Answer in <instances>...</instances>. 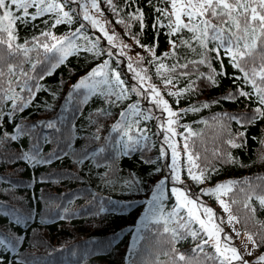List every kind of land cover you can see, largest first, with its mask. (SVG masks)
<instances>
[{"label":"snow or ice","instance_id":"snow-or-ice-1","mask_svg":"<svg viewBox=\"0 0 264 264\" xmlns=\"http://www.w3.org/2000/svg\"><path fill=\"white\" fill-rule=\"evenodd\" d=\"M109 16L115 19V25L124 26V36L131 38L144 54L132 51V46L116 31ZM38 20L44 27L36 23ZM135 23H139L138 32L132 31ZM77 24L73 30L72 26ZM61 25L69 27L58 36L53 29ZM28 26L33 31L30 36L22 37L21 29ZM149 27L154 32L150 45L141 43L142 34ZM162 31L167 37L168 49L158 54L155 49L159 46L158 37ZM88 54H91L92 61L106 58L72 85L65 97L64 108L67 111L68 105L72 104L77 113H82L88 100L97 96L105 106L95 108L87 117L95 132L88 140V146L79 152H70L76 125L67 122L63 133L56 137V147L45 156L34 130L42 125L61 133L56 119L25 127L15 123L9 125L8 120L33 104L38 92L49 90L41 82L52 75L55 68L65 64L69 55L83 58L87 64L90 62ZM225 59L228 60L227 66ZM214 64L220 65L219 70ZM227 67L234 69L230 76ZM201 68L207 71H201ZM150 69H153L152 73ZM153 75L160 79L163 88L167 89L166 94L175 99L177 106L188 94H198L202 87L209 85L218 86V77H228L235 92L230 91L221 99L245 98L250 111L242 115L225 112L213 116L221 131L227 130L231 121L242 127L264 121V0H143V6L141 0H122V3L119 0H0V119L4 121L0 125V154H7L13 163L23 160L32 168L50 165L66 156H72L73 163L78 166L85 161H97L96 168L108 169L102 173L103 183L114 186L119 179L118 156L127 157L137 151L145 155V150L152 146V138L156 137L160 140L156 159L146 157L144 160L145 164H156L155 173L160 174L153 180L156 187L153 201L161 203L152 218L157 225H163L162 230L157 229L158 234L161 237L168 234L154 242L153 247L160 249L156 256H168V264H264V225L256 232L247 229L250 219L264 213V178L256 177L255 181L229 179L214 187L200 188L199 192L189 186V181L197 186L203 185L211 180L212 172L218 173L219 169L207 156L202 159L195 145L188 142L190 136L202 134L179 121L182 114L209 108L211 104H219L220 100L174 110L164 98L161 87L152 82ZM181 82L183 87H180ZM57 95V91H51L53 99ZM125 101L130 102L124 104ZM42 106L45 110L53 107L51 104ZM113 109L120 110L114 113ZM59 119L66 121L63 115ZM111 120L115 123H110ZM153 120L157 121L156 132L143 124ZM177 126L185 128V132L179 134L184 140L183 164L181 150L175 141ZM13 127L16 135L9 136L5 128ZM106 127L110 132L121 134L119 141L111 134L101 136ZM227 134L230 138L224 143L231 148L246 146V130ZM20 135L29 136L34 143L27 151L21 145L18 153L12 156L7 152L6 142L17 140ZM42 139L44 144L53 143L49 136ZM97 142L100 143L95 150L90 151L89 146ZM60 143H65L66 148L60 149ZM112 149H116L118 155H112ZM207 151L205 148L204 152ZM212 156L221 166H244L237 164V158L231 152L219 147L212 149ZM104 160L110 163L105 165ZM3 179L5 177L0 176V180ZM66 179L79 180L80 176L78 172L63 170L42 175L38 180L34 178L39 183L53 184ZM141 183L133 174L123 180L122 188L137 191ZM169 186L175 202L171 211L165 212L163 199ZM78 195L74 194L67 203L71 204ZM202 196H215L227 217L216 213ZM225 196L229 199L222 198ZM39 199L47 206L60 197L45 198L41 193ZM241 203L245 210L243 217L233 211V205ZM109 204L116 206L112 209L101 206L92 214L99 216L109 211L116 214L123 210L111 199ZM182 210L184 214H181ZM74 215L76 213L69 215L65 207L59 217L49 218L41 214L38 223L45 225L50 219L70 220ZM0 216L15 217L17 224L22 219L28 223L33 218L32 210L24 217L19 208H9L5 202H0ZM225 223L231 226V232L221 226ZM197 224L198 228L195 227ZM236 224L247 232L240 247L234 245L231 234L241 236ZM114 238L118 239L119 234H114ZM189 239L194 245L189 251L182 252L176 247ZM24 241V235L0 234V264H5L7 248L15 249ZM13 264H27V258H13ZM147 264H157V260H150Z\"/></svg>","mask_w":264,"mask_h":264},{"label":"trees","instance_id":"trees-1","mask_svg":"<svg viewBox=\"0 0 264 264\" xmlns=\"http://www.w3.org/2000/svg\"><path fill=\"white\" fill-rule=\"evenodd\" d=\"M119 2L122 3V0H119ZM141 6H143V0H141ZM145 10L146 12L149 11V9ZM109 19L112 20L116 31L132 46V51L144 54L143 50L131 38L124 36V26L115 25V19L111 16H109ZM36 23L40 24V27H44L39 20ZM77 26L78 24L73 25V30ZM68 27L67 25L57 26L53 31L60 36L68 30ZM32 31L31 26L24 27L21 29V35L22 37L30 36ZM36 31L38 32V29ZM132 31H139V23L133 24ZM153 37V30L150 27L146 28L142 34L141 43L150 45L153 42ZM158 40L159 46L155 50L160 54L168 49L167 37L163 34V31ZM88 56L90 62L86 64L83 58L69 55L65 64L55 68L53 74L46 76L41 82L49 90L38 92L33 104L25 108L24 112H18L8 120L9 125L15 123L25 127L37 124L42 120L56 119L57 127L61 129V133L42 125L34 130V135L39 138L45 156L56 147V137L63 133L67 122L76 125L75 136L71 141V149H69L70 152H79L81 148L88 146V140L95 132V127L88 123L87 117L95 108L105 106L97 96H93L88 100L82 113H77L72 104L68 105L67 111L64 108L65 97H67L72 85L78 83L79 79L86 75L96 63H102L103 59L106 58L92 61L91 54H88ZM224 64L225 66L228 65L227 59L224 60ZM214 66L219 70V64H214ZM121 68H123V65H121ZM201 71H207V69L201 68ZM233 71L234 69L227 67L229 76ZM152 72L153 69H150V73ZM218 81V86L209 85L208 87H202L198 94H188L187 98H182L177 106L175 99L166 94L167 89L163 88L160 79L155 75L152 79L153 83L161 87V91L165 94L164 98L169 101L174 110L187 108L190 104L199 105L205 101L211 103L213 100H220L219 104H211L209 108L182 114L179 121L180 124L190 125L194 132L202 134L190 136L188 142L195 145V149L202 159L207 156V159L213 161L216 168L219 169L218 173L212 172L211 180L206 181L203 185L197 186L189 181V186L195 192H199L200 188L214 187L216 184L226 182L229 179L255 181L256 177L264 178V143H261L264 140V121H257L243 127L236 121H231L229 128L221 131L216 122L213 121V116H219L225 112L242 115L249 112L250 108L246 106L249 102L245 98H237L234 101L221 99L228 92H235V86L228 77H218ZM180 87H183V82H181ZM245 90L250 89L246 88ZM51 91L58 92L55 99L52 98ZM129 102L125 101L124 104ZM43 104H51L53 107L51 110H45ZM119 110L113 109V112ZM157 114L159 115V112ZM61 115L66 117V121L59 119ZM204 121H208V123L205 124ZM110 123H115V120H111ZM3 124V119H0V125ZM143 124L149 126L152 132L157 131V121H147ZM245 130L247 134L245 147L231 148L224 143V140L230 138L228 132L237 133ZM5 131L9 132V136L16 135L14 127L11 129L5 128ZM176 131L178 132L177 136L183 140V137L179 134L184 133L185 128L177 126ZM109 134L119 141L121 134L110 132L107 127L102 131L101 136ZM44 136H49L53 143L44 144L42 139ZM254 137L256 139H253ZM33 143V139L29 136L20 135L17 140L9 139L6 142L7 152L15 156L21 145L27 151ZM99 143L90 145V151L95 150ZM151 145L145 150V155L137 151L127 157L118 156L116 166L120 170L119 179L114 186H106L103 183L105 178L102 173L108 169L107 167L96 168L95 163L97 161H85L82 166H78L73 163L72 156H66L54 160L50 165L32 168L23 160H16L13 163L7 154H0V176L5 177V179L0 180V202H5L9 208L12 206L19 208L24 217L27 216L29 210H32L33 216L30 222L25 223L22 219L19 224L16 223L15 217L0 216V234L25 236L24 243L18 245L15 249L9 247L5 250V264H13V258L17 260L27 258V264H147L148 261L153 259L157 260V264H168L169 257L164 255L157 257L156 253L160 249L153 247L155 241L167 237L168 234L165 233L161 237L157 229L162 230L163 225H157L152 218L161 203L160 201H153V195L156 192L153 180L154 177L160 174L155 173L156 164H145L144 160L146 157L156 159L160 148V140L153 137ZM59 147L64 149L66 144L60 143ZM215 147L231 152L237 158V164L242 163L244 166H221L212 156V149ZM205 148L208 149L206 153L204 152ZM168 151L171 152L170 149ZM111 154L118 155L116 149H112ZM103 163L108 165L110 161L104 160ZM159 163L162 164L164 161ZM63 170L78 172L80 179H66L58 184L36 182L42 175L52 172L59 173ZM166 171L167 169H165ZM133 174L142 181L139 190H124L122 188L123 180L131 178ZM256 182L259 183V181ZM4 189H8V191H4ZM41 193L45 198L56 196L60 199L50 201L46 206L39 199ZM74 194H79L78 198L68 204L67 201L71 200ZM92 194H95V197ZM150 194L153 195L148 197ZM204 197L212 202L218 201L215 196ZM225 198L226 200L229 199L228 196H225ZM109 199L119 203L123 210L118 211L116 214L111 211L99 216L92 214L101 206L109 209L114 208L116 205L109 204ZM89 201L92 202L89 203ZM174 202L175 198L171 197L169 186L165 189L163 199L165 212L171 211ZM65 207L68 208L69 215L76 213L70 220L50 219L45 225L38 223L41 214H45L49 218L59 217ZM233 211L240 217L245 214L242 203L233 205ZM181 214H184V210ZM144 225H147V227ZM237 225L242 233L247 234L240 224ZM262 225H264V213H258L254 219L248 221L247 229L252 232L260 231ZM195 227L198 228L199 225L197 224ZM33 229L36 230L35 233H33ZM116 233L119 234L118 239L114 238ZM193 246L191 239L181 241L176 245L182 252L189 251Z\"/></svg>","mask_w":264,"mask_h":264},{"label":"rangeland","instance_id":"rangeland-1","mask_svg":"<svg viewBox=\"0 0 264 264\" xmlns=\"http://www.w3.org/2000/svg\"><path fill=\"white\" fill-rule=\"evenodd\" d=\"M166 99V98H165ZM177 132V131H176ZM177 135H178V132H177ZM177 145H178V148L181 150V163L183 164L184 163V154H183V149H182V145H183V140L182 138L176 136V139H175ZM153 194H150L148 197H151ZM224 199H226L225 197H222ZM202 200L210 207H212L216 213L218 214H221L223 216H225V218L227 217V214L226 213H223L222 209L220 208L219 206V203L218 201L217 202H212L211 200L205 198L204 196H202ZM218 222V221H217ZM222 227H224L227 231L231 232V226L228 225L227 223L221 225ZM236 229L239 230L238 228V225L236 224L235 225ZM240 231V230H239ZM232 234V237H233V243L235 246L237 247H240L244 242H245V237H246V233H242L241 232V236L237 237L235 235V233H231ZM257 255L259 254V252L256 253Z\"/></svg>","mask_w":264,"mask_h":264}]
</instances>
